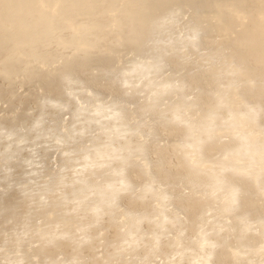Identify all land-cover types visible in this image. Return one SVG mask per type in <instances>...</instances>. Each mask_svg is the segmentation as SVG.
Segmentation results:
<instances>
[{
    "label": "bare ground",
    "instance_id": "bare-ground-1",
    "mask_svg": "<svg viewBox=\"0 0 264 264\" xmlns=\"http://www.w3.org/2000/svg\"><path fill=\"white\" fill-rule=\"evenodd\" d=\"M0 264H264V0H0Z\"/></svg>",
    "mask_w": 264,
    "mask_h": 264
}]
</instances>
